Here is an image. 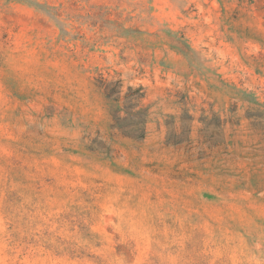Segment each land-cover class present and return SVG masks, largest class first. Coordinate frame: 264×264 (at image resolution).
Returning <instances> with one entry per match:
<instances>
[{"label":"rangeland","instance_id":"rangeland-1","mask_svg":"<svg viewBox=\"0 0 264 264\" xmlns=\"http://www.w3.org/2000/svg\"><path fill=\"white\" fill-rule=\"evenodd\" d=\"M0 264H264V0H0Z\"/></svg>","mask_w":264,"mask_h":264},{"label":"trees","instance_id":"trees-1","mask_svg":"<svg viewBox=\"0 0 264 264\" xmlns=\"http://www.w3.org/2000/svg\"><path fill=\"white\" fill-rule=\"evenodd\" d=\"M108 105L112 123L110 127L123 137L143 140L146 136V123L149 120V106L143 105L145 90L142 85H127L123 90L120 78L107 79L100 75L96 83ZM108 148L105 140L96 142Z\"/></svg>","mask_w":264,"mask_h":264}]
</instances>
